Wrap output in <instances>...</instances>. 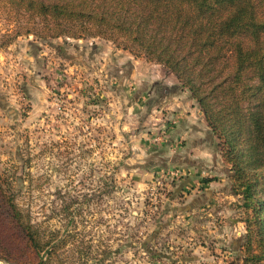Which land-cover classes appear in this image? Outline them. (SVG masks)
<instances>
[{"label":"rangeland","instance_id":"obj_1","mask_svg":"<svg viewBox=\"0 0 264 264\" xmlns=\"http://www.w3.org/2000/svg\"><path fill=\"white\" fill-rule=\"evenodd\" d=\"M16 8L0 0V263L264 264L245 261L260 246L204 114L218 161L189 177L172 158L179 119L155 108L175 74L110 40L23 34Z\"/></svg>","mask_w":264,"mask_h":264},{"label":"trees","instance_id":"obj_2","mask_svg":"<svg viewBox=\"0 0 264 264\" xmlns=\"http://www.w3.org/2000/svg\"><path fill=\"white\" fill-rule=\"evenodd\" d=\"M9 1L23 11V34L110 40L175 74L231 162L246 236L260 246L245 261L264 260V0Z\"/></svg>","mask_w":264,"mask_h":264},{"label":"crops","instance_id":"obj_3","mask_svg":"<svg viewBox=\"0 0 264 264\" xmlns=\"http://www.w3.org/2000/svg\"><path fill=\"white\" fill-rule=\"evenodd\" d=\"M165 81H167L165 82L167 85H171V88L165 90L162 94L163 103L155 109L157 113L161 110L166 116V120L173 116L178 117L177 124L170 127L169 130L171 141L179 142V148L176 151L171 150L174 153L172 158L175 162L180 161L184 167L192 170L190 177L198 169L212 168V165L218 161V153L213 150V135L204 122L203 113L197 107L189 90L181 87L178 84V79L171 74ZM209 140L211 141L209 142ZM187 181L193 183L195 180ZM208 194L209 188L200 191L196 197L198 200L204 201L203 198Z\"/></svg>","mask_w":264,"mask_h":264},{"label":"water","instance_id":"obj_4","mask_svg":"<svg viewBox=\"0 0 264 264\" xmlns=\"http://www.w3.org/2000/svg\"><path fill=\"white\" fill-rule=\"evenodd\" d=\"M3 264H6V263H3Z\"/></svg>","mask_w":264,"mask_h":264},{"label":"bare ground","instance_id":"obj_5","mask_svg":"<svg viewBox=\"0 0 264 264\" xmlns=\"http://www.w3.org/2000/svg\"><path fill=\"white\" fill-rule=\"evenodd\" d=\"M1 264V263H0Z\"/></svg>","mask_w":264,"mask_h":264}]
</instances>
